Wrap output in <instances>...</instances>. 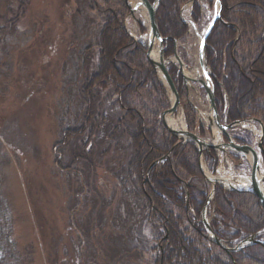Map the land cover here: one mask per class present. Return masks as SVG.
Instances as JSON below:
<instances>
[{"label": "trees", "instance_id": "16d2710c", "mask_svg": "<svg viewBox=\"0 0 264 264\" xmlns=\"http://www.w3.org/2000/svg\"><path fill=\"white\" fill-rule=\"evenodd\" d=\"M155 1L149 0L151 4ZM187 2L161 0L158 7L159 28L167 39L166 56L175 52L176 41H186L188 29L181 20L180 11ZM222 3V17L232 26L217 22L207 38L206 47L208 64L224 83V86L215 87L218 111L222 117L227 115L229 122L256 118L264 124V83L261 82L264 81V55H261L264 53V1L222 0ZM93 4L92 8L103 18L109 17L99 32L103 50L97 71L91 77L87 76L78 90L80 109L83 108L80 128L68 129L61 123V140L54 146L58 169L69 174L70 179L73 174L78 178L69 180L74 192L71 216L76 212L77 201L81 202L85 197L78 164L83 162L86 168L92 170L95 167L96 171L97 154L104 156L108 150L97 152L93 146L102 143L99 140L101 129L107 126L103 130L105 136L109 133L117 144L115 148L123 153L119 163L111 167L113 175L120 183L133 185L134 190L130 192L141 199L142 223L153 226L152 221L156 219L160 222L159 227L168 233L166 238H162L161 233L158 236L163 243L159 247V263L264 264V243L252 244L231 255L205 236L201 219L208 196L194 186V181L202 177L199 151L191 143L177 144L178 139L163 125L171 102L156 69L148 62V49L126 32L124 22L130 14L126 0H98V3L93 0ZM10 9V0H0V36L13 30L21 16L17 10V16L10 17ZM201 11V6L195 2V20H199ZM142 30L145 31L143 26ZM169 72L185 107L189 129L195 131L197 119L188 102L184 83L176 67L171 65ZM108 112L116 118L108 116ZM236 139L251 148V137L247 132ZM213 154L211 152L210 156L215 161ZM2 157L0 153V160ZM68 169L75 171L69 173ZM4 190L0 182V264H34L33 249L27 247L20 253L14 241L12 209ZM216 193L214 210L242 231L238 236L242 239L255 234H259V238L264 236V208L253 193L227 191L221 186H217ZM186 197L191 206L187 205ZM216 218L215 221L219 217ZM196 224L200 230L196 229ZM158 261L155 257V262Z\"/></svg>", "mask_w": 264, "mask_h": 264}, {"label": "rangeland", "instance_id": "374dc122", "mask_svg": "<svg viewBox=\"0 0 264 264\" xmlns=\"http://www.w3.org/2000/svg\"><path fill=\"white\" fill-rule=\"evenodd\" d=\"M93 6V0H10L9 16H17V10L21 16L13 30L0 36V182L12 209L14 241L20 253L33 249L34 264H165L158 261L163 246L158 236L166 238L168 233L156 219L153 226L142 223L141 199L130 192L133 185L113 175L111 167L123 153L109 133L105 136L107 126L101 129L102 143L93 146L97 152L108 150L104 156L97 154L96 171L78 164L85 197L77 201L73 217L69 180L78 178L73 174L70 179L55 164L61 123L80 128L78 90L97 71L103 50L99 32L109 17L103 18ZM207 12L211 15L213 8ZM138 19L148 30L139 15ZM138 19L130 16L128 27L141 38ZM191 31L189 42L197 50L199 37ZM201 93L207 97V92ZM107 115L116 118L111 112ZM71 169L69 173L75 171ZM242 172L249 175L248 169ZM194 183L196 190L212 188L207 178ZM214 208L212 203L208 212L214 231L236 244L242 231ZM203 232L209 239L210 233Z\"/></svg>", "mask_w": 264, "mask_h": 264}, {"label": "bare ground", "instance_id": "6f19581e", "mask_svg": "<svg viewBox=\"0 0 264 264\" xmlns=\"http://www.w3.org/2000/svg\"><path fill=\"white\" fill-rule=\"evenodd\" d=\"M132 2V4H142V1L143 0H130ZM192 1L194 0H188V3H192ZM207 5L209 6H217L218 2H219V7H221V14H222V9H223V3H222V0H203ZM185 5L184 4L182 7H181V11L185 8ZM129 7V5H128ZM129 10H130V7H129ZM140 13H139V17L143 19L144 23L147 25V29H145V31L142 30V25L140 24L139 20H138V32L140 31L141 34H143L144 36H142L140 38V36L137 34V30L135 31V34L129 29L131 27H128V22L131 23L130 21V18H127L126 19V32L134 39L135 42L139 43V44H142L144 47L148 48V46H150V43L153 44L154 43V50L152 51V56L149 54V50H148V54H147V58H148V62L152 63V59L151 57L157 61L158 63H162L164 57H163V48L160 46V42L158 39H156L153 35H151V23H150V16H149V12L146 10L145 6H142L140 7ZM181 11H180V14H181ZM130 13H131V10H130ZM181 17V16H180ZM157 18V17H156ZM214 17H211V18H208L204 15V13L201 11V14H200V17H199V20H195V16L193 15L192 16V20L195 22V23H198V24H201V25H204L206 27H208V29L211 28V30H209V36L211 34V32L213 31L214 27L216 26V23L221 21V22H224L226 24V26L230 27L232 26L231 23L227 22L226 20L223 19V17L221 16V18H218L216 20V22L214 23L213 26H211V23L213 21ZM181 20H182V17H181ZM183 21V20H182ZM157 22H158V19H157ZM159 26V24H158ZM160 30V28H159ZM139 33V34H140ZM161 35H162V32L160 31ZM201 35H205L206 32H201L200 33ZM238 36H240V34H238ZM163 38H165L163 35H162ZM251 39L252 40H255V37L251 36ZM189 40V34L187 33L186 34V41ZM130 42V41H129ZM239 41H237V44H238ZM176 43L180 44L179 41H176ZM182 43V42H181ZM152 46V47H153ZM164 46H165V42H164ZM186 48V47H185ZM184 49V48H183ZM182 49V50H183ZM186 51H188V49H186ZM151 56V57H150ZM261 58V56L258 57V59ZM196 67L198 68V70L201 72V73H204L205 74V68L203 67V63L201 62L199 56H198V61H197V65ZM188 73L191 75V76H194V74H196V71L195 69H192L190 71H188ZM171 75V74H170ZM171 77L173 78V76L171 75ZM211 77H212V81H213V85L214 87H216V85H219V86H224V83H223V80H222V77L220 75H216L214 73V71L212 70L211 68ZM174 80V78H173ZM261 82L264 83V81L261 80ZM162 83L164 85V87L166 88V94L170 100V97L172 98L173 95H171L170 93V90L168 88V84H167V79L165 76L162 77ZM174 83L176 84L175 80H174ZM202 84H200L201 86ZM204 91H207L206 88L203 89ZM223 92H224V95L227 96V93L226 91L223 89ZM178 96H179V93H178ZM228 108V106H227ZM177 116L179 117H175V118H172L171 116H169L168 118V123L169 125L172 127V128H175V129H178V130H183L185 128V125H184V120L182 119V114L181 112H178L177 113ZM245 119H240L239 121H243ZM165 129L170 133L171 131L169 130V128L166 126L165 123H163ZM173 135V134H172ZM260 140V137H257V142H259ZM219 141V139H216V142ZM176 146V145H175ZM153 167V165L150 167L149 171L151 170V168ZM245 169H248L249 170V174L250 175H245L244 172H241L239 174H232V170L229 168V167H223V170H222V173L218 176V178H212L213 180L215 179H219L220 181H222L223 183H226L228 185V187H233V188H239V191L241 192H250V193H253L258 199L259 201L260 198L256 195V193H254L253 190L256 189V171H255V168H248V167H244V170ZM259 173L264 177V171H261L259 169ZM147 181H149V179L147 178ZM262 185H263V189H264V180L262 181ZM144 191L145 193H147V190L144 188ZM208 197H207V200L208 202L205 204V206L209 205L210 203H214L215 201V198H217V193L215 191L214 194H212L211 191H208ZM186 201H187V205H190V200H189V197L187 198L186 197ZM201 222L204 224L205 226V230L206 232L209 234L210 231L208 229V226H207V223L211 226L212 230H213V234L212 235L211 233L209 234L210 235V238L208 239L210 242L212 241V243H214L215 245H219L222 249H224L226 252L230 253L231 255L235 252H238V251H241L243 250V245L246 243L247 240H240L237 242V244H235L233 247V243H231V241L228 239H225L223 238V234L222 232H216L214 231L213 229V226H212V222L208 221V210L206 207H204L203 211H202V219H201ZM197 228V230H200L198 229L199 227V224H196L195 225ZM264 232V230H263ZM215 236L220 238L221 239V244L215 239ZM252 237V236H251ZM194 238V237H193ZM203 239L207 240L206 237H204ZM244 239H247V238H244ZM256 243H264V236H262L261 238H259V234H256L255 236V241H254V244ZM196 244V242L194 243ZM196 247V245H194Z\"/></svg>", "mask_w": 264, "mask_h": 264}, {"label": "water", "instance_id": "95a60500", "mask_svg": "<svg viewBox=\"0 0 264 264\" xmlns=\"http://www.w3.org/2000/svg\"><path fill=\"white\" fill-rule=\"evenodd\" d=\"M158 1L153 6H151L148 3L147 0H143L142 4H143V6H145L147 11L149 12L150 23H151V31H150L151 35H153L156 39L159 40L160 46L163 48V57H164V59H163L162 63H158L157 61H155L151 57L152 56L151 55L152 51L154 50V46H153L154 43L153 44L150 43V46H148V50H149V54L151 55L150 57L152 59V63L155 66V68L157 69V72H158V75H159L160 79L162 80L163 76L166 77L170 93H171V95H173V97H172L173 104H172V107H171L170 111L165 116V124L169 128L171 133L176 135L180 139L181 142L184 143V142L188 141V142H193V143L195 142V143L198 144V148H199V151H200V154H201L200 163H201V166H202V157L204 155V145H207L210 148H215L217 145H215L213 143H210L207 140L202 139L200 136L196 135L195 133L189 132L187 129L178 130V129L172 128L169 125V123H168V117L169 116H171L172 118H175L177 107L180 105V99H179V96H178V93H177V89H176V85L174 83V80L171 77V75H170V73L168 72V69H167V66H168V64L170 62V59H166L165 58V54H164L165 53L164 52V41H165V39L162 37V35L160 33L158 22H157V18H156V12H157V9H158ZM127 3H128V5L130 7L131 15L136 17V14L141 12L140 11V7H141L142 4H138V3L132 4V2L130 0H127ZM216 7H217V11H216V14L214 15V19H213V21L211 23V26L214 25V23L216 22V20L218 18H221V7H219V2H218ZM209 30H211V28L207 30V33L203 37L202 44H201V58L204 61L203 62V66H207L206 39H207V37L209 35ZM175 57L179 61L181 67L187 66L183 61H181L178 58L177 55H175ZM182 76H183V78H184V80L186 82H188L190 80V78H188L184 73H182ZM200 82L204 85V87L206 88L207 93L209 95L211 108H212V114H213V116L215 118V121H216L217 130L220 133H223L224 135L228 136V133H226L225 129L227 127H229V128L233 127L235 125V123L231 124V125H229L227 127L220 123V117H219V113H218V110H217V107H216V102H215V90H214V85L212 84L213 83L212 82V77L207 73L206 74V80H204L203 77L200 76ZM230 146H232L233 148H235L238 151L242 152V154H244L246 157H249V158L253 159L254 168H255V171H256V173H255L256 174V189L253 190V191L260 198V200L262 202V205L264 206V189H263V185H262V181L264 180V177L259 173V167H258V163H257L255 157L252 155V153L248 152L244 147H242L241 145H239L238 143H236L232 139H231ZM218 147L222 151H225L224 147H222V146H218ZM202 172L206 175L204 169L202 170ZM215 189H216V182H214L212 194L214 193ZM207 226H208V229H209L210 233L212 235H214L213 234V230H212L211 226L208 223H207ZM215 239L220 244L222 243L220 238L215 236ZM251 241L254 242L255 241V237H252Z\"/></svg>", "mask_w": 264, "mask_h": 264}]
</instances>
